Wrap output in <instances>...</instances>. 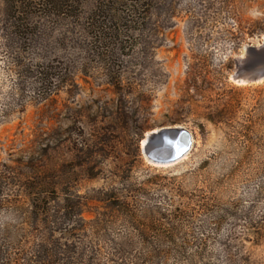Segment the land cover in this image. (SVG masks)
<instances>
[{
	"label": "rangeland",
	"instance_id": "obj_1",
	"mask_svg": "<svg viewBox=\"0 0 264 264\" xmlns=\"http://www.w3.org/2000/svg\"><path fill=\"white\" fill-rule=\"evenodd\" d=\"M5 1L0 264H264V0Z\"/></svg>",
	"mask_w": 264,
	"mask_h": 264
},
{
	"label": "water",
	"instance_id": "obj_2",
	"mask_svg": "<svg viewBox=\"0 0 264 264\" xmlns=\"http://www.w3.org/2000/svg\"><path fill=\"white\" fill-rule=\"evenodd\" d=\"M243 81L250 83L264 79V68H257L245 72L242 75ZM181 140L178 138L174 144L157 143L152 144L149 139L144 141L142 151L148 161L156 165L169 164L186 154L190 148V137L186 132H181Z\"/></svg>",
	"mask_w": 264,
	"mask_h": 264
},
{
	"label": "trees",
	"instance_id": "obj_3",
	"mask_svg": "<svg viewBox=\"0 0 264 264\" xmlns=\"http://www.w3.org/2000/svg\"><path fill=\"white\" fill-rule=\"evenodd\" d=\"M80 2L81 0H38L37 4H32L21 0L20 6L18 8L20 9V12L23 11V13H25L28 10H32L30 8H32L34 5H39L43 8V10L47 9L46 12L50 14L76 15L81 5ZM5 4L7 11L11 12L16 8L14 5L15 3L11 0H6Z\"/></svg>",
	"mask_w": 264,
	"mask_h": 264
},
{
	"label": "bare ground",
	"instance_id": "obj_4",
	"mask_svg": "<svg viewBox=\"0 0 264 264\" xmlns=\"http://www.w3.org/2000/svg\"><path fill=\"white\" fill-rule=\"evenodd\" d=\"M144 141L145 140H143L142 141V147H143V145H144ZM151 163V162H150ZM176 163V161L175 162H172V163H170V164H162V165H158V166H169V165H172V164H175Z\"/></svg>",
	"mask_w": 264,
	"mask_h": 264
}]
</instances>
